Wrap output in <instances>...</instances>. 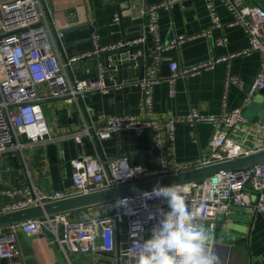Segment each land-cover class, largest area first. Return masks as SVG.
<instances>
[{
	"label": "built area",
	"instance_id": "1",
	"mask_svg": "<svg viewBox=\"0 0 264 264\" xmlns=\"http://www.w3.org/2000/svg\"><path fill=\"white\" fill-rule=\"evenodd\" d=\"M181 0H165L159 4H144L140 20L143 35L134 43L144 44L147 35L152 37L151 66L145 68L138 81L142 95L139 99L137 113H124L105 117L104 122L95 124L84 121L82 126L67 134L78 144L82 137L92 142L110 138L114 132L133 129L137 135L146 128L154 130V139L166 142L168 149L173 146L175 126L186 122L195 126L200 121L212 125V137L200 151V157L191 166L180 165L165 157L158 165L132 164L126 157H102L78 154L72 160V187L70 190L47 192L34 183L27 185L0 186V214L7 210L19 209L30 205H40L47 201L91 192L94 189L112 187L130 181L147 179L169 172H179L184 168L201 166L218 160L235 158L255 150L264 149V122H254L247 129L249 120L244 116V107L252 101L254 92L264 87V8L249 0H222L225 9L231 15L228 26L241 27L248 46L225 57H211L207 61L191 67H183L176 61H168L169 73L159 76L158 66L167 49L179 48L188 39L185 34L175 35L167 41L160 38L158 9H169ZM264 3V0H260ZM205 7L210 17V29L200 35L211 38V29L221 26L218 11L213 0H205ZM51 12L44 5V0H0V157L4 154L17 156L22 162L26 160L24 150L28 146L38 145L50 137L48 124L39 102L47 98H60L73 103L77 98L93 91L108 93L112 88H123L126 83H116L113 74L109 76L112 83L105 84L106 67L98 63L95 80L70 78L69 68L73 70V61L90 57L93 53L122 48L129 41H117L102 45L98 36L92 34L94 50L69 59L60 57L55 40L47 38L50 25L53 24ZM63 38L62 32H57ZM59 39V40H60ZM225 36L212 39V45H223ZM260 54L259 70L252 86L245 91L242 104L228 108L226 95L231 85L242 86V80L230 71L229 60L237 55ZM227 62L224 77V94L221 110L207 114L196 107L181 117L167 111L163 117L156 116L153 110V89L160 80L170 84L169 96L175 94L174 80L180 75L197 72L202 68H212L216 62ZM70 71V70H69ZM243 131L241 139H234V131ZM252 135V139H249ZM251 142L247 148L245 142ZM182 189L187 207L197 223H202L215 234L216 222L220 216H227L237 206L252 207L264 212V166L221 171L216 176L201 182H183L177 184ZM151 190L112 200L110 211L100 210L88 219H73L71 212L46 215L41 218L23 220L0 227V260L14 259L20 251L16 241V231L27 234L47 232L60 247L69 261L71 254H106L115 264H135L139 243L152 235V228L162 218L161 210H169L167 201L162 197L149 198L145 193ZM117 201H124L118 204ZM105 204V203H104ZM215 254L220 264H226L222 245H214ZM225 258V260H224Z\"/></svg>",
	"mask_w": 264,
	"mask_h": 264
},
{
	"label": "crops",
	"instance_id": "2",
	"mask_svg": "<svg viewBox=\"0 0 264 264\" xmlns=\"http://www.w3.org/2000/svg\"><path fill=\"white\" fill-rule=\"evenodd\" d=\"M144 4H159L165 0H140ZM256 0H249L255 3ZM125 0H44V5L55 15L54 26H50L47 38L55 40L56 48L64 61V54L59 49L64 46L65 55L73 52H83L92 47L91 36L85 28L82 31L72 30L63 32V38L57 37V32L65 27L61 12H68L69 19L78 13L80 20L85 19V11L95 15L100 44L108 45L111 40H121V32L116 22L115 5ZM221 21L220 27L211 29V38L200 35L210 29V17L205 7V0H181L174 3L169 9H158V25L160 38L167 41L175 35L188 36L179 48L167 49L163 52V60L158 66L159 76L169 73L168 61L174 60L183 67H191L207 61L211 57H225L236 51L245 49L248 44L241 27L228 26L231 15L225 9L222 0H213ZM264 4V3H263ZM110 21V34L105 29L104 16ZM140 23V21H138ZM137 29V28H136ZM136 29L127 36L137 33ZM144 32V31H143ZM147 35L146 44L151 49L152 37ZM225 36L223 45H212V39ZM82 38V39H80ZM60 39V40H59ZM127 55L122 56V62ZM112 61H115L114 57ZM260 54L252 52L250 55H237L229 60L230 71L242 80V86L231 85L226 95L228 108H235L242 104L244 92L254 83L259 70ZM227 62H216L212 68H202L197 72L180 75L175 82V94L169 96L170 84L167 80H160L153 89V110L156 116L163 117L167 111L181 117L191 107H196L207 114H217L221 110L224 94V77L227 71ZM83 71L91 73L94 66L91 62L83 64ZM147 67H144V70ZM134 78L138 74V67L132 68ZM72 79L75 74L68 70ZM253 98V97H252ZM140 92L136 85L127 84L123 88H112L108 93L93 91L77 98L73 103L64 102L60 98H47L39 102L48 124L50 137L38 145L28 146L24 150V162L17 156L4 154L0 157V186L27 185L34 183L38 188L47 192H66L72 187V160L78 154L102 157H126L132 164L158 165L165 157L176 163L191 166L198 161L200 151L205 148L212 137V125L207 121H200L195 126L186 122L175 126V142L168 149L162 139L159 143L160 153H152L150 142L154 139V130L146 128L137 135L133 129L114 132L110 138L93 142L83 136L82 142L77 143L73 138L65 136L79 129L84 121L101 124L104 118L110 115L137 113ZM244 116L249 120L247 129L254 122H264V97L254 98L244 110ZM256 120V121H255ZM243 131H234L235 140L241 139ZM250 135L249 139H252ZM251 148V142H245ZM110 211L108 203L94 205V207L80 208L71 212L73 219H88L97 211ZM248 211L234 207L227 216H220L216 222L215 237L218 246L222 245L226 264H264V212L259 210ZM16 241L19 255L13 259L0 260V264H115L106 254L84 255L71 254L69 261L60 247L47 232L41 234H27L16 231Z\"/></svg>",
	"mask_w": 264,
	"mask_h": 264
},
{
	"label": "water",
	"instance_id": "3",
	"mask_svg": "<svg viewBox=\"0 0 264 264\" xmlns=\"http://www.w3.org/2000/svg\"><path fill=\"white\" fill-rule=\"evenodd\" d=\"M255 3L261 8H264V4L260 0H256ZM141 8L142 4L140 0H125V2L115 5V12H117L115 19L121 32L120 41H129V44L122 48L93 53L90 57H83L73 61L71 66L73 70L71 68H69V70L72 74H75L76 79L95 80L98 73L97 64L100 62L103 63L107 69L104 81L105 84L109 85L112 83V80H109V76L113 74V78L116 83L121 84L124 82L126 85H136L141 97L142 91L138 81L143 76L144 67L151 66L153 62L152 50L147 46V44L134 43V40L140 38L144 31L140 20ZM61 13L65 27L59 29V32L63 33L72 30L82 31V29L85 28L88 30L89 34H99L98 24L93 13L91 14V19L90 14L85 11L84 20H80L78 13L75 14L73 19H69V14L66 11ZM53 20L55 21V15ZM138 21H140V23ZM51 25L54 26V24ZM104 25L105 29L110 34V21L106 15L104 16ZM133 29H136L137 33L132 36H127L128 33L135 31H131ZM109 43L112 44L116 42L111 40L110 37ZM63 48L64 46L60 45L59 49L64 54L63 56L65 59H69L73 57V55H81L85 52L94 50L93 47H90L89 50L83 52H73L72 54L65 55ZM124 55H127V59L122 62V56ZM113 57L115 61H112ZM85 62H91L92 66H94V71L91 73H85L83 71V64ZM134 66L138 67V74L135 80H133L134 74L132 70ZM260 96L264 97V87L254 92V101H256V98L258 99ZM244 110H246V107H244ZM149 144L151 146L152 153H160L159 143L155 139H153ZM254 166H264V149L238 155L235 158L223 159L201 166L184 168L179 172H169L158 176H151L147 179L112 185V187L94 189L91 192L78 193L76 195L60 198L58 200L47 201L40 205H30L19 209L7 210L0 214V227L20 223L23 220L59 214V212H71L80 208L94 207V205L109 203L120 197L147 192V190H151L156 186H171L173 184H183V182H201L216 176L221 171H234L236 169L251 168ZM237 207L250 212L253 211L252 207ZM13 261L17 262L16 259H13Z\"/></svg>",
	"mask_w": 264,
	"mask_h": 264
},
{
	"label": "clouds",
	"instance_id": "4",
	"mask_svg": "<svg viewBox=\"0 0 264 264\" xmlns=\"http://www.w3.org/2000/svg\"><path fill=\"white\" fill-rule=\"evenodd\" d=\"M182 192L173 184L145 193L149 198H164L169 210H161L162 218L153 226L151 237L139 243L135 264H220L214 251V233L195 221Z\"/></svg>",
	"mask_w": 264,
	"mask_h": 264
},
{
	"label": "rangeland",
	"instance_id": "5",
	"mask_svg": "<svg viewBox=\"0 0 264 264\" xmlns=\"http://www.w3.org/2000/svg\"><path fill=\"white\" fill-rule=\"evenodd\" d=\"M236 136H237V134H236ZM236 136H234V138H235ZM214 235H215V234H214Z\"/></svg>",
	"mask_w": 264,
	"mask_h": 264
},
{
	"label": "bare ground",
	"instance_id": "6",
	"mask_svg": "<svg viewBox=\"0 0 264 264\" xmlns=\"http://www.w3.org/2000/svg\"><path fill=\"white\" fill-rule=\"evenodd\" d=\"M224 260H225V258H224Z\"/></svg>",
	"mask_w": 264,
	"mask_h": 264
}]
</instances>
